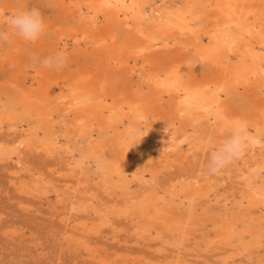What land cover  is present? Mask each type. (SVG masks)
<instances>
[{
    "label": "rangeland",
    "instance_id": "rangeland-1",
    "mask_svg": "<svg viewBox=\"0 0 264 264\" xmlns=\"http://www.w3.org/2000/svg\"><path fill=\"white\" fill-rule=\"evenodd\" d=\"M0 2L8 8L6 15L22 8H39L48 26L38 47L35 44H31L29 47L24 42L20 43L21 48L18 51H22V53L20 52L19 59L22 61L25 59L27 63L18 64L15 67L21 68L22 74H25V70L32 64L33 55L43 58L57 50H63L67 54V63L75 72L78 71L81 64H85L87 59L90 60L91 54L85 58V54L77 50L71 39V41L68 40L64 49L62 45L58 49L54 47L53 28L49 26L53 24H59L61 27L68 26L67 28L75 26L76 20L71 14L72 11L58 8L48 0H0ZM0 28H6V25L0 23ZM8 46L0 45V50L1 47ZM187 60L190 65V77L206 74L204 63L190 50L187 53ZM90 61L96 84H100L99 73L103 72L102 77L109 89L115 92L123 88L124 91H127L128 77L122 69L100 68V61L97 58H92ZM9 67L8 60L0 61V110H2L0 119L4 118L2 121L0 120V264H264V242L256 244L252 241L250 243L249 238L251 237H248L250 230L248 232L244 230V224L248 222L264 229V203L259 207L248 208L247 202L241 200L242 191L248 187L245 179L247 173L246 169L242 168V166L244 167L242 159L249 162L253 160L254 155L251 151L244 158L236 160V163H231L220 173L209 174L206 166L209 148L204 147L201 150V147L199 149L197 144L192 142L193 134L196 131L193 126H189V129L187 122L190 118L181 104H178L176 108L178 116L175 122L176 129L174 130L173 127H171L172 130L165 129L166 122L169 121L167 126L172 124L175 117L174 108H172L174 100L167 96V99L171 100L166 107H162L164 116L161 120V127L164 126L165 131L170 134L168 142L172 144L168 146V142H166L163 146L159 139L154 140L150 133L141 138H138V134L135 133L130 144L136 150L127 152L126 164H130L136 154L138 167L144 177L140 184L137 179L133 180L129 173L128 179L131 182L127 189L128 185L123 184V176L119 179L118 174H115L114 181H111L107 171V163L109 165L117 157V152L109 145H105V141L108 142V139L112 140L114 137L116 130L112 127L113 124L108 123L111 126L108 130L95 124L92 134L88 130H84V135L79 131L76 123H72L70 125L73 129L72 134L68 133L66 129L68 124L61 120L68 118L66 114L71 104L70 100L61 96L56 86L53 100H45V102L46 97L43 96L42 107L33 108L32 101L25 98V94L29 91L27 88L33 81L32 77L25 76L26 83L23 85L20 81L21 76L17 77ZM30 73H32L31 70ZM5 86L9 88V92L3 91ZM29 92L31 94V91ZM230 102L242 111H248L252 106L248 100L237 95H233ZM45 107L55 113L54 118L58 117L52 134L57 142L54 154H46L44 148H39V143L37 144L39 147H37L33 141L37 139V136L44 137L45 135L42 116V109ZM139 118L137 116L136 119ZM124 121L117 125L119 135L132 120L127 118ZM20 122L22 123L20 124ZM50 122L53 123L52 120ZM143 122L141 124L144 125ZM41 124L42 126H40ZM27 125H32L33 128H31L32 126L27 128ZM143 125L138 128L141 129ZM206 130H208L207 127ZM67 133L70 134V137ZM66 135L67 137H65ZM128 136L132 137L131 134ZM209 136L215 140V142L212 141L213 144L221 139L219 129L214 126ZM92 143L101 151V155L84 157L82 152H90V149L93 148L91 147ZM137 146L139 148L141 146V148L139 149ZM257 146L256 159L264 154V141H261ZM67 151L70 152L67 153ZM82 166L83 168H81ZM262 172L264 175V170ZM117 179L121 183L116 181ZM98 181L100 182L98 183ZM143 182L148 186L147 190ZM203 184L204 187L201 186ZM29 185L30 187H28ZM203 188L206 189L207 194H210L200 197L193 207L189 198L192 194V197L198 195ZM108 194L112 196L110 197ZM141 196H146L143 203L139 200ZM125 203H129V205ZM124 207L127 209L123 210ZM157 213H161L162 216ZM246 218L249 219L248 222ZM168 225H171L170 228ZM138 226L140 227L138 228ZM144 230L145 232H143ZM216 232L229 235L226 245L210 242V236L215 235Z\"/></svg>",
    "mask_w": 264,
    "mask_h": 264
},
{
    "label": "bare ground",
    "instance_id": "bare-ground-1",
    "mask_svg": "<svg viewBox=\"0 0 264 264\" xmlns=\"http://www.w3.org/2000/svg\"><path fill=\"white\" fill-rule=\"evenodd\" d=\"M48 1L58 8H62L66 11H72L71 14L74 15L76 20L75 26L70 28H67L68 26L61 27L59 24H53L49 22L50 24H53L49 27L53 28L55 49H58L60 45H62L63 49L66 48L68 40H72L77 50L85 54V58H88V54H91L90 60L92 58L99 59V64L101 65L100 68L107 67L108 70L122 69L124 74L128 77L127 91H124L123 88L115 92L109 89V86L102 77L103 72L99 73L100 84H96L93 77L92 64L89 59H87L85 64H81L79 66L77 72L73 71L68 63L61 70L45 69L40 66H36L35 69H33L30 64L29 68L25 70V74H22L20 72L21 68L19 69L18 67H15V65L18 64L21 65L27 63L25 59L23 61L19 59L21 57L22 51H18V49L21 48L20 43L24 42L19 38H14V42L8 47H1L0 61L2 59L8 60V63L10 64L9 68L12 69L17 77L21 76L20 81L23 85L26 83L25 76L30 75L32 77L31 80L33 81H30L31 85L27 88L29 91H31V94L29 91H27L25 98L29 101H32L31 105L33 108L42 107L41 103H43L45 100H53L56 94L55 87H58L59 94L69 99L71 102L66 114L68 118L66 120H61V122L68 124V128H66L68 133L72 134L73 129L70 127L72 123H76V126L79 127L80 132L83 133L84 130H88V132L91 134L95 124H98L101 126V128L105 127L107 130L111 127L108 123L110 122V125L113 124L112 127L116 130L114 132V137L112 140L108 139V142L105 141V145H109L117 152L116 160H112L109 165L107 163V171L111 181H114L115 174H118L119 179H121L123 176V184H127L128 189L131 182V180L128 179V174L130 173V176L133 180L137 179L140 184L142 183L144 175L138 167V163L136 161V158H138L137 155L134 154L135 157L131 161L132 164H126L127 152L130 150H133L134 152L136 150V148L131 147L130 141L131 139L133 140V135L135 133L138 134V138L150 133L154 140L159 139L160 144H163L164 146V144L168 142L170 135L165 131V129L172 130L171 127H173L174 130L176 129L175 122L178 119L176 108L178 104H181L190 118V120L187 122L188 127L193 126L196 131V133L193 134L194 139L192 142L194 141L199 149L201 147V150H203L204 147L209 148L210 145L213 144L212 141L215 142V140H212L209 136L213 126L219 129L221 134L220 138L222 139L223 134L221 129L225 127L226 123L238 121L246 123L248 134L252 139V143L241 158H244V156H246V154L250 151L252 155H254V158L250 162L246 159H242V163L245 167L244 168L242 166V168L244 170L246 169L245 172L247 173L245 179L248 187L242 191L241 200L242 202H247L248 208L259 207V205L264 203V175L262 174V171L264 170V154H259L260 156L257 159L255 157L256 149L258 148L257 145H260V142L264 141V0ZM7 9V6L0 2V17L6 16ZM42 39L35 43L37 47L41 44ZM25 44L29 47L31 46V43ZM188 50L193 52L194 55H196L198 59L204 63V67L206 68L207 72L203 76H189L190 65L187 60ZM30 70L32 73H30ZM6 86L3 88V91L9 92V88ZM233 95L241 96L248 100L249 103L252 104L251 108H249L248 111H242L239 108L234 107L230 102ZM43 96H45L46 99H44ZM167 96L168 98L170 97L174 100L172 103V108H174L173 110L175 117L172 120V124L167 126L169 121L166 122L164 129V126L161 127V120L164 116L162 113V107H166L167 103L171 100H168ZM45 108L42 109L45 135L44 137H39L36 133V140L33 136L32 137L34 139L33 141L36 143V146L39 143L40 147H37L41 149L44 148L46 154H52L53 151H55L57 145V142L52 137V134L55 129V121H57L58 117L54 118L53 115L55 113L51 112V110H48L49 108ZM1 111L2 110H0V112ZM33 112L35 113V111ZM137 116L140 117L138 120L136 119ZM127 118L128 120L130 118L132 121L129 122V125L126 129L124 127L123 133L119 135L117 131V125L119 123L122 124L125 122L124 120ZM50 119L53 121V123L50 122ZM142 121H144V125L141 124ZM21 123L22 122H20V124ZM140 125H143L141 129L138 128ZM28 126L30 125H27V128ZM40 126H42V124ZM206 127L208 130H206ZM31 128H33V126ZM70 134H68V136ZM83 134L85 135V132ZM129 134H131L132 137L129 138ZM65 137H67V135ZM75 141L77 140L75 139ZM88 141H90V139H88ZM93 144L94 143H92L91 147L93 148L90 149V152H82L84 157L90 158L93 155H101V151L94 147L95 144ZM171 144L172 143L168 142L167 145L169 146ZM70 151H67V153ZM162 155L164 156L165 154ZM145 159L148 160L147 157H145ZM234 163H236V161L233 162V164ZM142 165L144 164L142 163ZM81 168H83V166ZM116 181L119 180L117 179ZM99 182L100 181H98V183ZM36 183L38 184V182ZM119 183L121 182L119 181ZM143 183L145 184V182ZM204 184L206 183L204 182ZM204 184L201 186L204 187ZM28 187H30V185ZM147 188L148 186L146 185V190ZM110 191L112 190L110 189ZM29 192L31 191L29 190ZM206 194L207 191L205 188L199 191L198 195L194 197H192V194V196L189 198L190 204L193 206L198 199L200 200V197L205 196ZM45 197L47 196L45 195ZM139 200L141 203H143L144 200H146V196H141ZM233 200L235 201V199ZM127 204L129 205V203ZM79 207L82 208V206ZM125 207L123 210L127 209H125ZM92 224L94 225V223ZM244 225L245 231L248 232L250 230L248 235V237H251L249 238L251 240V242L249 241L250 243H252V241L256 244L264 242V229L262 227H257V225L253 226L250 222ZM168 226V228H170L171 225ZM139 227L140 226H138V228ZM217 228L219 227L217 226ZM143 232H145V230ZM227 236L229 235L216 232L215 235L210 236V242L214 244H227Z\"/></svg>",
    "mask_w": 264,
    "mask_h": 264
},
{
    "label": "clouds",
    "instance_id": "clouds-1",
    "mask_svg": "<svg viewBox=\"0 0 264 264\" xmlns=\"http://www.w3.org/2000/svg\"><path fill=\"white\" fill-rule=\"evenodd\" d=\"M0 23L6 25V28H0V45H11L14 38L35 44L47 32L44 16L41 10L35 7L22 8L2 16ZM67 61V54L63 50H57L43 58L33 55L31 67L35 69L39 65L45 69L61 70ZM221 132L223 138L209 147L206 165L209 174H218L240 159L252 143L247 125L242 121L226 123Z\"/></svg>",
    "mask_w": 264,
    "mask_h": 264
}]
</instances>
